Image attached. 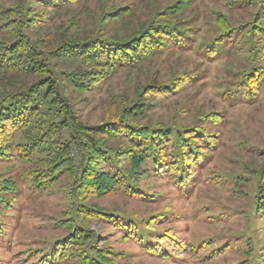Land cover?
<instances>
[{"label": "trees", "instance_id": "1", "mask_svg": "<svg viewBox=\"0 0 264 264\" xmlns=\"http://www.w3.org/2000/svg\"><path fill=\"white\" fill-rule=\"evenodd\" d=\"M81 1L14 0L0 13V163L18 166L16 171L10 166L0 170V215L17 204L20 184L42 194L63 178L69 208L55 224L64 234L38 250L34 264H117L115 258L125 255L102 245L99 233L90 228L92 222L120 231L122 239L139 243L152 256L168 259L166 247L181 244L172 229L159 232L162 216L137 220L90 201L114 195L155 201L158 194L140 185L150 177L167 178L177 187L194 182L207 153L220 141L219 132L205 126L219 125L221 113L198 114L194 123L204 126L141 122L158 101L193 85L197 77L187 71L165 82L155 72L131 99L122 95L117 101L111 95L110 109L98 124L78 118L69 90L89 91L122 68H137L167 49H194L214 60L231 48L246 64L222 97L233 103L253 101L264 84V0L238 2L253 9L251 17L239 23L216 12L209 37L198 36L196 17L185 15L194 0H174L153 8L146 23L123 35L100 27L131 14L128 7L116 6L99 16L90 36L60 31V24L52 40V14ZM67 25L73 28L77 22ZM58 62H68L72 69L58 72ZM18 76L33 79L24 84ZM257 176L254 204L264 216V168Z\"/></svg>", "mask_w": 264, "mask_h": 264}, {"label": "rangeland", "instance_id": "2", "mask_svg": "<svg viewBox=\"0 0 264 264\" xmlns=\"http://www.w3.org/2000/svg\"><path fill=\"white\" fill-rule=\"evenodd\" d=\"M173 1L84 0L53 13L48 21L49 32L55 40L56 32L59 33L57 27L62 24L60 31L90 36L96 32L99 16L118 6L128 7L131 14L113 24L102 22L100 27L123 35L146 23L153 8H162ZM240 1L194 0L185 15L196 17L198 36L209 37L213 34L216 12L223 13L233 23L251 17L253 9L237 6ZM13 4L14 0H0V13ZM70 20H75L77 25L66 27ZM245 64L241 53L231 48H224L214 60L194 49H167L137 68H122L89 91L70 88V104L78 118L88 124H98L110 109L111 95L117 101L122 95L131 99L135 89L147 83L155 72L165 82L172 75L187 71L197 77L193 85L158 101L141 122L204 126L194 123L198 114L215 111L222 116L219 125L205 126L212 133L219 132L220 141L207 153L194 182L177 187L167 178L150 177L140 185L146 192L158 194L155 201L142 202L123 195L90 201L137 220L162 216L157 227L159 232L172 229L181 244L166 247L171 256L161 259L150 255L139 243L122 239L120 231L90 223V228L99 233L102 245L125 255L115 258L117 264H264V216L256 211L254 204L257 173L264 168V84L253 101L233 103L222 97L226 89L232 88L238 70ZM70 69L68 62L57 63L58 72ZM32 79L18 76V81L24 84ZM9 166L15 171L18 167L14 162L0 163V170ZM65 185L62 178L57 187L42 194L19 185L17 204L0 215V264H34L35 253L64 234L55 220L62 218L69 208Z\"/></svg>", "mask_w": 264, "mask_h": 264}]
</instances>
